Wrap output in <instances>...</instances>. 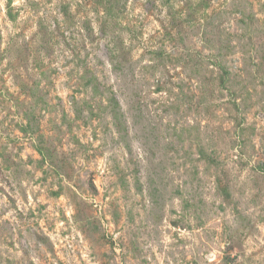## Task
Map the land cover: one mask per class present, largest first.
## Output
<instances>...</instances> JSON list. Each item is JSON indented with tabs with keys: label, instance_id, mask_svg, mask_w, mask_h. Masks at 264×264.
I'll return each instance as SVG.
<instances>
[{
	"label": "rangeland",
	"instance_id": "374dc122",
	"mask_svg": "<svg viewBox=\"0 0 264 264\" xmlns=\"http://www.w3.org/2000/svg\"><path fill=\"white\" fill-rule=\"evenodd\" d=\"M0 264H264V0H0Z\"/></svg>",
	"mask_w": 264,
	"mask_h": 264
}]
</instances>
